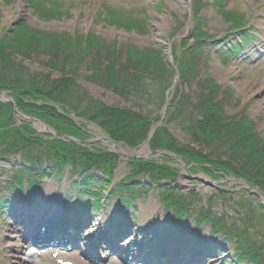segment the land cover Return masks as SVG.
Instances as JSON below:
<instances>
[{"label": "rangeland", "instance_id": "374dc122", "mask_svg": "<svg viewBox=\"0 0 264 264\" xmlns=\"http://www.w3.org/2000/svg\"><path fill=\"white\" fill-rule=\"evenodd\" d=\"M242 24L246 28L242 30V34H238L235 32L236 27ZM24 25L30 26V30ZM24 30L26 31L25 36L20 34ZM248 35L251 41L250 45L246 46L244 39ZM60 38L65 41V44L59 40ZM81 39L88 41H81ZM200 40H213L216 43L210 44V53L205 54L206 56L200 60V63L203 64L201 67L202 78H210L220 87L218 99L223 101L225 113L230 117H244L251 120L255 132L264 140V0H0V50L5 49L6 56H9L20 68L16 69L18 72L22 70V74L11 73L9 75L7 80H10V83L12 81L11 85H0V103L10 105V102L13 101L15 107L22 114L39 118L53 130L62 127L63 131H66L67 127L64 125L70 123L73 127H79L87 132L91 140L94 141L99 139L103 133L97 128L99 126L96 122L93 123L97 127L88 123L89 120L83 116L84 111H87L88 114L91 113L89 98L108 106H121L135 110L136 113L140 112L138 108L135 109L131 103L124 101L112 91L87 80L86 77L93 76L95 70L99 69L102 60L109 59V53H102L103 50L116 48L122 63H128L129 56L134 57L133 51L143 50L148 54L159 52L161 56L169 53L178 72L177 78L175 80L172 78V82L176 81L170 100L173 102L180 97L194 96L195 89L187 85L184 74H182L180 58L191 50L190 45ZM18 41H20L19 45ZM96 41L100 43V47L92 46L91 52L85 51L89 43ZM44 42L53 46L44 49ZM28 43L33 51L20 55V52L30 49ZM39 43L41 44L38 45ZM81 44H83L84 50L80 52L79 48L75 47L76 50L74 52L70 50V57L67 58V62L70 61L73 64L84 59V62L77 67L78 71L73 72L68 69L66 74L62 73L61 76L57 71L54 72L48 68L51 65H56L57 60L60 61L58 64L64 63L60 60L63 58L62 56L57 57L56 53L60 51L56 50L58 48L56 46L65 45L64 47H66L67 45L70 47ZM6 56L0 55V58L4 59ZM90 61L91 66L88 65ZM48 63L51 65L48 66ZM25 70L48 76L57 74L58 77L55 76L52 79H60V84L55 90L52 91L50 88L49 93H43L33 85L23 84L28 82ZM71 73H76V75ZM67 80L78 83L86 93L73 92L72 104L64 101L65 103L62 105L60 104L63 102L61 96L67 91H71ZM62 83L67 84L66 87L62 88ZM45 87L43 86V88ZM45 94L48 98L43 99ZM84 94H87L88 98ZM168 96H171L170 91ZM81 97L88 103L78 113L73 107L78 106L77 102ZM18 98L24 100L27 107L21 106ZM3 111L0 108V120ZM142 113L146 114V111ZM12 115L13 123L18 129L28 127L25 124L26 121L19 120L14 116V107ZM43 115H47L52 122L56 121L57 126L50 125V122L47 123L42 118ZM57 117H61L60 119L63 121L56 120ZM36 127L42 129V126H34L29 123V128L33 129L35 133L37 132ZM170 132L181 143H187V137L178 129L171 127ZM37 134L45 133L37 132ZM62 136L74 138L69 133ZM50 138L56 137L50 136ZM100 145L101 148L106 147L103 144ZM13 157L15 158L0 159V169L5 171V175H0V181L11 179L15 173L14 168L22 164L20 156ZM120 160L124 166L121 165V173L117 176V180L124 179L130 172L128 161ZM174 165L181 169L175 184L185 190L196 189L204 199L211 196L209 187L199 181H191L181 165L176 163ZM119 168L120 166H117L115 169V177L118 175ZM90 176L104 181L101 171L94 172ZM199 176L204 177L203 175ZM147 179L148 176H142L137 179V182L143 184ZM41 187L42 197L48 195L47 198L52 200L57 195L61 204L73 203L83 208V206L92 203V200L87 199L84 191L71 184L67 177L59 181L56 179L42 181ZM28 188L29 184L24 187V189ZM225 188L227 191L230 189L240 191L243 187L235 182ZM4 196L8 198L11 197V194L5 192L0 198ZM107 196H109L108 192H106ZM12 198L13 195L11 200ZM160 204V199L154 192L139 199L134 205L136 208L134 210L126 211V206L118 205V199L112 201L107 199L104 210L100 213H96V211H91V214L81 213L82 217L79 222L82 225L78 229H72L71 233L77 236L79 245L91 240L98 231L97 224L100 225L103 221L102 216L109 208L127 212L129 219L136 221L135 225L130 220L129 226L133 225L142 229L147 227V223L151 221L157 222L165 218L163 207ZM218 205L221 210L223 203L220 202ZM6 206L8 207L9 203ZM1 207L0 202V264H57L56 259L50 254L43 256L42 260H32L27 250L21 252L23 243L20 233L22 228L14 218L16 210L9 212L8 208H5L4 214L9 212L10 215L3 218ZM66 210H69V207ZM90 216L95 221L89 228V225L84 221L86 217L90 219ZM186 226L193 234V222H188ZM129 229L132 230L130 227ZM168 230L166 228L163 232L166 233ZM254 233H256L258 243L264 253V225L256 228ZM134 236L140 239L138 232L125 241L123 236L119 237L117 242L121 243L117 244L118 248L126 250L134 241ZM201 236L204 241H207V245L204 247H199L197 244L187 245L186 249L189 250L184 251V249L176 252L170 249L163 250L164 252L149 249L144 255L150 256V261L153 264H238L233 258V245L221 237L210 238V227L205 226ZM211 245L214 249L211 248ZM97 251L100 257L105 256V249L99 247ZM74 253L71 252L68 259L75 257L76 261L74 262L80 263L82 260L80 253L73 255ZM181 253L184 254L176 257Z\"/></svg>", "mask_w": 264, "mask_h": 264}, {"label": "trees", "instance_id": "16d2710c", "mask_svg": "<svg viewBox=\"0 0 264 264\" xmlns=\"http://www.w3.org/2000/svg\"><path fill=\"white\" fill-rule=\"evenodd\" d=\"M26 28L30 30L28 27ZM25 32V30L21 31L20 34L25 36ZM23 40H25L24 37ZM59 40L63 43L65 42L61 38ZM19 42L17 43L18 45ZM44 43V49L53 46L47 42ZM28 44L30 49L26 52H20V55L33 51L30 43ZM99 44L97 41L91 42L85 51L91 52L92 46L100 47ZM64 46H56L58 47L56 50L60 51L56 53L57 57L62 56L63 58H60V60L64 63L58 64L59 60H57L56 65L48 63V66L51 65L48 68L54 72L57 71L61 76L62 73L66 74L68 69L73 72L78 71L77 67L84 62V59L80 60L81 62H74V64L70 61L67 62V58L70 57V50L74 52L76 48H79L81 52V50H84L83 44L71 45L70 47ZM103 52L109 53V59L102 60L99 69H94V75L86 77L87 80L113 91L125 101H130L141 112L147 111L148 113H136L133 110L117 106L109 107L89 98L91 113L88 114L87 111H84L83 116L96 122L112 139L124 142L128 146L136 147L148 138L153 120H157V118L152 117L151 113L162 109L167 97V91L172 84L174 71L167 66L159 52L149 53L153 55L151 56L143 50L133 51L134 57L129 56L128 63L121 62L116 48L105 49ZM4 54L5 49L0 50V55L6 56ZM204 54L205 49L199 42L181 58L180 67L182 74H184L187 85L195 89V93L191 97H181L177 103L172 104L167 120L168 126L173 124L188 137L189 144L179 143L170 134L168 128L163 127L158 130L151 145L154 150H166L178 154L184 157L189 164L203 167L210 165L214 170L246 179L264 192V141L255 133L250 120L243 117H230L225 113L224 105H222L223 101L218 99L219 87L210 79L201 78L200 60L204 57ZM72 55L75 54L72 53ZM0 59L2 62H0V85H11L12 81L10 83V80H7L9 75L11 73L22 74V70L21 72L16 70L20 68L9 56ZM88 65H92L91 61ZM28 72L27 70L24 71L28 75L25 76L28 82L23 84L33 85L42 90L43 93H49L50 88L52 91L55 90L60 84V79H52L54 75H35L28 74ZM73 75H76V73ZM67 83L71 91H67L61 96L63 102L60 104L62 105L67 101L72 104L74 100L73 92L86 93L78 83L69 80H67ZM66 85L62 83V88L63 86L66 87ZM43 86L46 87L43 88ZM46 95L43 99L48 98ZM84 96L88 98L87 94H84ZM51 99L53 98L51 97ZM18 102L21 106L27 107L21 98H18ZM77 103L78 106L73 108L79 113V110L81 109L82 111L88 102L81 97ZM0 108L4 110L0 120V154L11 155L21 152L26 158L32 156L38 159L42 158L43 155H49L56 161H65L72 164H76L80 156L87 157L89 162L94 164H104V162L108 163L110 161L105 159V154L101 151H96L95 154H92L90 150L77 147L76 145L64 144L59 141L48 142L42 138H35V132L29 127L18 129L14 125L11 105H2L0 103ZM38 116L41 115L38 114ZM42 118L47 123L50 122V125L57 126L56 121L53 120L52 122L47 115H43ZM57 118L56 120L63 121V119H60L61 117ZM64 126L67 127L66 131H63L62 127L58 130L62 133L81 136L79 131L72 125ZM2 129L5 130L2 131ZM113 163V159H111L110 165ZM136 166H139V164H136ZM203 169L206 171L211 170L208 167ZM175 195L176 193L172 191H165V197L170 203H173ZM222 196L226 197L225 194H222ZM230 199L237 200L236 202L241 211L246 209L251 228L256 225L258 227L262 224L264 225V210L259 208L257 204L255 205L254 202L256 201L247 194L230 196ZM245 257L252 264H264V253L260 250L252 249L246 251Z\"/></svg>", "mask_w": 264, "mask_h": 264}, {"label": "water", "instance_id": "95a60500", "mask_svg": "<svg viewBox=\"0 0 264 264\" xmlns=\"http://www.w3.org/2000/svg\"><path fill=\"white\" fill-rule=\"evenodd\" d=\"M168 64L169 66H172V63L170 60H168ZM13 106H14V116L19 118V120L22 121H26V123H30L33 124L34 126H42V129H39L36 127L37 132L40 133H45L48 134L49 136L52 137H57L58 139H61L63 141L69 142V143H76L77 145H81V146H88V145H92L98 142H102L105 144H108L112 149L116 150V154L120 157V158H124L126 160H141V159H153V158H157V157H165V156H170L173 160H175L177 163L181 164L186 170L189 169V167L186 165L185 161L183 160V158L176 156V155H171L168 154L166 152H161V151H153L150 147V140L153 138V136L155 135L156 130L158 129V127L162 124L159 123L157 125H155L150 132V137L149 139L141 146L137 149H127L125 146H123L120 143H117L113 140H111L110 138H101L98 140H94V141H87V142H81L78 139L75 138H64L63 136H59L55 130H53L52 128H50L46 123H44L42 120L36 119L34 117H30L29 115H25L22 114L21 111L19 109H17L13 103V101L10 102ZM167 106L164 107V110L162 112L163 115H165ZM129 150V151H127ZM198 180H200L202 183H204L207 186H212L213 184L210 182H207L203 179L198 178ZM241 183L243 185L246 186V189L250 191V193L254 196L257 197L258 201L264 206V195H262L260 193V191L256 188H252L249 184H247L245 181L240 180ZM227 183H231L230 181L224 182V181H220L219 184H227Z\"/></svg>", "mask_w": 264, "mask_h": 264}, {"label": "bare ground", "instance_id": "6f19581e", "mask_svg": "<svg viewBox=\"0 0 264 264\" xmlns=\"http://www.w3.org/2000/svg\"><path fill=\"white\" fill-rule=\"evenodd\" d=\"M12 247V246H11ZM11 257H13V256H11Z\"/></svg>", "mask_w": 264, "mask_h": 264}]
</instances>
